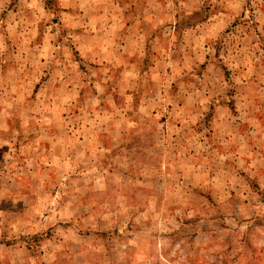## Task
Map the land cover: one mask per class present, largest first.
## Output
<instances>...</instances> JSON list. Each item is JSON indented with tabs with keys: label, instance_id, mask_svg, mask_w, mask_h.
<instances>
[{
	"label": "rangeland",
	"instance_id": "rangeland-1",
	"mask_svg": "<svg viewBox=\"0 0 264 264\" xmlns=\"http://www.w3.org/2000/svg\"><path fill=\"white\" fill-rule=\"evenodd\" d=\"M0 264H264V0H0Z\"/></svg>",
	"mask_w": 264,
	"mask_h": 264
}]
</instances>
